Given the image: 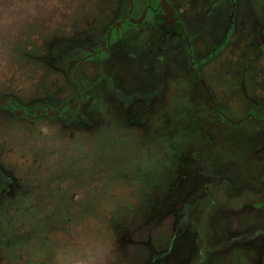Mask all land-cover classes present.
Returning <instances> with one entry per match:
<instances>
[{"label": "rangeland", "instance_id": "1", "mask_svg": "<svg viewBox=\"0 0 264 264\" xmlns=\"http://www.w3.org/2000/svg\"><path fill=\"white\" fill-rule=\"evenodd\" d=\"M143 1L0 0V264H264V0H168L190 40L126 30L74 97Z\"/></svg>", "mask_w": 264, "mask_h": 264}, {"label": "flooded vegetation", "instance_id": "2", "mask_svg": "<svg viewBox=\"0 0 264 264\" xmlns=\"http://www.w3.org/2000/svg\"><path fill=\"white\" fill-rule=\"evenodd\" d=\"M168 3L170 4L169 1H168ZM148 6H149V2L146 1V0H144L142 2V4H135L132 7V10L128 13L127 17L122 19L120 23L116 24L117 27H118L117 30H120L125 22H130L131 25L129 26L128 29H126L127 31L130 30V29H134V32L138 34V32H140L142 30V26H147L151 30V32L154 31V28H158L159 27V32L160 33L157 35V37H159L160 35H163V37L160 40H164V42L175 38L177 40L176 41L177 44L179 45L178 42H183V41L188 42L190 40V37H189V35L187 34V32L185 30V26L183 25V23L176 16V12H175L172 4H170V6L174 10L173 13H172L173 21H171V20L168 21L167 19L161 17V15H160L161 14V8H160L159 16H158V18L160 20L158 21V20H156L154 18H151L148 15V12H147ZM160 7H161V4H160ZM133 14H135V18H132ZM135 19H137V20H135ZM163 24H165L164 27H163ZM113 25H115V24H113ZM113 25H111V26H113ZM111 26L108 28V30H107V32L105 34V37H104L105 40L102 42V44L99 46V48L97 47V48H94V49H90V48L78 47L79 50H85L84 51L85 52V56H83V58L80 61L77 60L76 57L72 61L73 62L72 65H75L74 67L76 69L75 70L74 79L80 85L79 86V90H76V93L74 94V97L77 96V94L85 92V90L88 88L85 85L81 84L82 80H84L85 83L93 84L92 81L90 82V77L88 75L89 72L87 70H86V72H83V77L79 76V74L81 73L83 65L88 63V62L100 63V64L105 63L106 64V62L110 59L109 58V56H110L109 48L112 45L118 43L122 39L123 35H122V37H121V39L119 41H117V42H115L113 44L111 43L112 37H111V35H109V32L111 30ZM160 48H161L160 50H163V48L161 46H160ZM74 56H76V53L74 54ZM5 102L6 101H4V103ZM7 102H10V101L7 100ZM4 103H2V104H4ZM11 103H12V105L15 108L21 109L20 107L16 106L15 102H11ZM84 103H87V102H84ZM37 105L39 106V108H38L35 116L36 115L41 116L40 114L46 115L45 111H44V107L45 106H41L42 108H41V111H40V104H37ZM255 106L259 107L260 111L261 110L264 111V102H256ZM217 110L220 113V115L223 118V120L227 124H229L232 128L245 127L246 129H249V130L251 129V127L249 126L250 123H248L249 121L248 122L247 121L231 122V120L228 118L227 115H225L223 110H220V108H218V107H217ZM18 116H23L24 118L30 117L29 114H27V113H22L21 115L18 114ZM253 120H255L257 122V124H259V126H260L259 130H263L264 131V113H262V118H257L256 117ZM208 177L210 178V180H212L214 178L216 180H221L222 181V179L220 178L221 176H219L218 174H215V173H213V176H208ZM223 186H225V185H223V183H222V187ZM223 192H224V194L226 193V188L223 189ZM251 194H253L252 197H255V198H252V199H259V201L261 203H263L262 206L264 207V202L261 201V200L264 199V192L261 193V194L260 193L259 194H255V193L251 192ZM225 201L227 202V199ZM250 202L253 203V201H250ZM193 208H196V206H194Z\"/></svg>", "mask_w": 264, "mask_h": 264}, {"label": "trees", "instance_id": "3", "mask_svg": "<svg viewBox=\"0 0 264 264\" xmlns=\"http://www.w3.org/2000/svg\"><path fill=\"white\" fill-rule=\"evenodd\" d=\"M146 1L149 2V6L147 8L148 15L151 18H154L159 21L160 19L158 18V16H159L160 8H161L160 0H146ZM130 25H131L130 22H125L120 30H117L118 28L117 25L111 26V30L109 32V35H111L112 37L111 43L113 44L119 41L123 35V32L126 29H128ZM231 32L228 34L226 42L228 41V38L231 35Z\"/></svg>", "mask_w": 264, "mask_h": 264}, {"label": "water", "instance_id": "4", "mask_svg": "<svg viewBox=\"0 0 264 264\" xmlns=\"http://www.w3.org/2000/svg\"><path fill=\"white\" fill-rule=\"evenodd\" d=\"M161 4V17L168 19L172 15V8L167 0H160ZM4 103L0 102V104Z\"/></svg>", "mask_w": 264, "mask_h": 264}, {"label": "crops", "instance_id": "5", "mask_svg": "<svg viewBox=\"0 0 264 264\" xmlns=\"http://www.w3.org/2000/svg\"><path fill=\"white\" fill-rule=\"evenodd\" d=\"M201 163H202V165L204 167V169H202V177H201L202 178V183L206 184V183H208V182H204L206 180V178H205V175H206V172H205L206 171V164H205L204 160ZM210 175H213V174H209L208 176H210ZM255 194H259V193H255Z\"/></svg>", "mask_w": 264, "mask_h": 264}]
</instances>
